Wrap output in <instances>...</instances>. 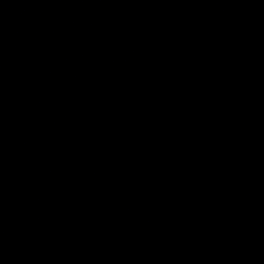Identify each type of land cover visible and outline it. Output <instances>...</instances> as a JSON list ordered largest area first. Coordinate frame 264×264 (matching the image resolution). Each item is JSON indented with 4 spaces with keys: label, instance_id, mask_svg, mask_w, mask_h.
<instances>
[{
    "label": "water",
    "instance_id": "obj_1",
    "mask_svg": "<svg viewBox=\"0 0 264 264\" xmlns=\"http://www.w3.org/2000/svg\"><path fill=\"white\" fill-rule=\"evenodd\" d=\"M0 264H264V0H0Z\"/></svg>",
    "mask_w": 264,
    "mask_h": 264
}]
</instances>
